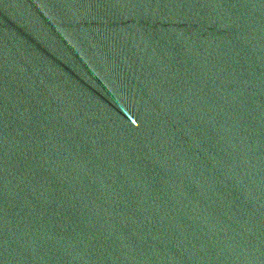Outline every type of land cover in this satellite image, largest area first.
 Returning <instances> with one entry per match:
<instances>
[{
    "label": "water",
    "instance_id": "obj_1",
    "mask_svg": "<svg viewBox=\"0 0 264 264\" xmlns=\"http://www.w3.org/2000/svg\"><path fill=\"white\" fill-rule=\"evenodd\" d=\"M0 264H264V0H0Z\"/></svg>",
    "mask_w": 264,
    "mask_h": 264
}]
</instances>
